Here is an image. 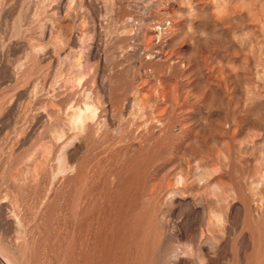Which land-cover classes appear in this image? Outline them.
Here are the masks:
<instances>
[{"label": "rangeland", "instance_id": "374dc122", "mask_svg": "<svg viewBox=\"0 0 264 264\" xmlns=\"http://www.w3.org/2000/svg\"><path fill=\"white\" fill-rule=\"evenodd\" d=\"M261 6L0 0V264H264Z\"/></svg>", "mask_w": 264, "mask_h": 264}, {"label": "bare ground", "instance_id": "6f19581e", "mask_svg": "<svg viewBox=\"0 0 264 264\" xmlns=\"http://www.w3.org/2000/svg\"><path fill=\"white\" fill-rule=\"evenodd\" d=\"M190 1H192V0H190ZM217 1V0H216ZM225 1H228V3H229V1H231V0H225ZM241 1V0H240ZM257 1V0H256ZM200 2V1H199ZM218 3V2H217ZM239 3V2H238ZM249 3V2H248ZM251 3V2H250ZM188 4V3H187ZM238 5V4H237ZM236 5V6H237ZM241 5V4H240ZM198 6V5H197ZM217 6V5H216ZM226 6V5H225ZM252 6V5H251ZM202 7V6H201ZM228 7V6H227ZM254 7H255V5H254ZM261 7H263V6H261ZM260 7V8H261ZM205 8H207V7H205ZM233 8V7H232ZM241 8V7H240ZM264 8V7H263ZM234 9H235V6H234ZM237 9H239V8H237ZM263 11H264V9H262ZM197 11V10H196ZM200 11V10H199ZM199 11H197V13L199 12ZM236 12V11H235ZM253 12H254V10H253ZM204 13V12H203ZM203 13H201V14H203ZM210 13H212V12H210ZM238 13H239V11H238ZM264 13V12H263ZM206 14V13H205ZM216 13H214V15H215ZM242 14V13H241ZM254 14H255V12H254ZM261 14V13H260ZM199 15V14H198ZM211 15V14H210ZM217 15V14H216ZM221 15V14H220ZM222 15H223V13H222ZM245 15V14H244ZM196 16H197V14H196ZM208 16V15H207ZM226 16H228V15H226ZM230 16V15H229ZM203 18V17H202ZM208 18V17H207ZM213 18V17H212ZM218 18V17H217ZM224 18H225V16H224ZM258 18H259V16H258ZM214 19V18H213ZM264 19V18H263ZM204 20V19H203ZM229 20V19H228ZM236 20V19H235ZM200 22V21H199ZM209 22V21H208ZM243 22V21H242ZM257 22V21H256ZM200 23H202V22H200ZM200 23H198V24H200ZM196 24V23H195ZM204 24V23H203ZM229 24V23H228ZM180 25V24H179ZM209 25V24H208ZM212 25V24H211ZM210 25V26H211ZM205 26V25H204ZM254 26V25H253ZM261 26V25H260ZM203 29V28H202ZM201 29V30H202ZM204 29H205V27H204ZM227 29V28H226ZM258 29V28H257ZM222 30V29H221ZM225 30V29H224ZM209 31V30H208ZM207 31V32H208ZM207 32H205V33H207ZM219 32H220V30H219ZM251 32V31H250ZM249 32V33H250ZM252 33V32H251ZM264 33V32H263ZM220 34V33H219ZM224 34V33H223ZM254 33H252V35H253ZM182 35V34H181ZM225 35V34H224ZM248 35V34H247ZM255 35V34H254ZM186 36H187V34H186ZM175 37H177V36H175ZM175 37L173 38L174 40H175ZM202 37H204L203 35H202ZM210 37H211V35H210ZM213 38H214V36H212ZM179 38V37H178ZM254 39H255V37H253ZM183 39V38H182ZM184 39H187V38H184ZM211 40H212V38H210ZM227 39V38H226ZM178 39H176V41H177ZM180 40H181V37H180ZM214 40V39H213ZM225 40V39H224ZM179 41V40H178ZM177 41V42H178ZM229 41V40H228ZM176 42V43H177ZM198 42V41H197ZM208 42H210L209 41V37H206V38H202V40L196 45V47H191L190 48V55H192V57L191 58H193V59H195L194 57H193V55L195 54V52H196V50H197V48L198 47H203L202 49H204V46H206V44H208ZM172 43H174V41L172 42ZM223 43V42H222ZM233 44V43H232ZM176 45V44H175ZM174 45V46H175ZM222 45V44H221ZM224 45H226V44H223V46ZM172 46V45H171ZM170 46V47H171ZM208 46H209V44H208ZM207 46V47H208ZM210 47V46H209ZM208 47V48H209ZM221 47V46H220ZM207 50V49H206ZM242 50V49H241ZM200 51V50H199ZM211 51V50H210ZM188 53H189V50L187 51ZM184 53H186V52H184ZM233 53H234V51H233ZM210 54H212V53H210ZM234 54H239L238 52L236 53H234ZM233 54V55H234ZM253 54V53H252ZM185 55V54H184ZM187 55V54H186ZM197 55H199V54H197ZM206 55H209V54H206ZM181 56V55H180ZM189 56V55H188ZM211 56V55H210ZM216 56H217V54H216ZM208 57V56H207ZM212 57V56H211ZM248 57V56H247ZM184 58H186V57H184ZM187 59V58H186ZM197 59V58H196ZM206 59V58H205ZM208 60H210V59H208ZM217 63V62H216ZM255 63V62H254ZM217 65V64H216ZM249 65V64H248ZM218 66V65H217ZM195 67H196V65H195ZM219 68H220V65H219ZM196 69V68H195ZM203 69V68H202ZM192 70H193V68H192ZM200 70V69H199ZM245 70V69H244ZM223 72V71H222ZM227 72V71H226ZM196 73V72H195ZM202 74V73H201ZM211 74V73H210ZM224 74V73H223ZM231 74V73H230ZM203 75V74H202ZM233 76V75H232ZM237 76V75H236ZM234 78H235V75L233 76ZM211 78V77H210ZM227 78V77H226ZM229 78H230V76H229ZM228 78V79H229ZM232 78V77H231ZM219 79V78H218ZM223 79V78H222ZM221 78H220V80H222ZM227 79V80H228ZM216 80V79H215ZM232 80V79H231ZM238 80V79H237ZM235 81H236V79H235ZM219 82H222V81H219ZM195 86H196V83H195ZM198 86V85H197ZM218 87V86H217ZM225 87V86H224ZM202 88V87H201ZM200 89V88H199ZM215 89V88H214ZM210 90V89H209ZM218 90V89H217ZM219 91V90H218ZM222 91V90H221ZM215 92H216V90H215ZM217 93V92H216ZM237 94V93H236ZM219 95H220V93H219ZM167 96V95H166ZM227 96V95H226ZM219 96L217 95V97L216 98H218ZM228 97V96H227ZM170 98V97H169ZM203 100V99H202ZM166 101V100H165ZM214 101H215V97H214V94H212V92L211 93H209L208 94V96L205 98V101H204V103L206 104V105H211V104H213L214 103ZM255 102V101H254ZM205 105V106H206ZM210 107V106H209ZM206 108V107H205ZM211 109V108H210ZM264 110V109H263ZM155 117V116H154ZM262 123V122H261ZM213 131V130H212ZM81 133V132H80ZM215 134V133H214ZM194 137V139H195V141H198V139H197V135H194L193 136ZM201 140V139H200ZM202 142V140L200 141V143ZM194 145V144H193ZM193 147H195V148H197L196 146H193ZM200 150V149H199ZM198 150V151H199ZM197 151V152H198ZM204 151V150H203ZM211 151V150H210ZM200 152H202L201 150H200ZM199 152V153H200ZM196 154V153H195ZM205 154V153H204ZM214 164V163H213ZM187 166V165H186ZM190 168V167H189ZM206 168V167H205ZM207 171V170H206ZM172 172V171H171ZM185 174H186V172H185ZM184 175H182L181 177H183ZM216 177V176H215ZM216 178H218V177H216ZM185 179V178H184ZM182 180H183V178H182ZM215 180V179H214ZM185 181V180H184ZM160 182V181H159ZM213 182V181H212ZM220 182V181H219ZM168 183V182H167ZM160 185H161V183H160ZM167 185H169V184H167ZM204 186V185H203ZM201 188V187H200ZM158 191V190H157Z\"/></svg>", "mask_w": 264, "mask_h": 264}]
</instances>
